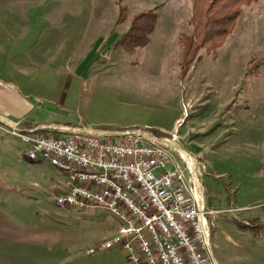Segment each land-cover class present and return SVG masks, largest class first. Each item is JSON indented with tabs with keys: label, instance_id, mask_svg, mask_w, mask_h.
<instances>
[{
	"label": "rangeland",
	"instance_id": "1",
	"mask_svg": "<svg viewBox=\"0 0 264 264\" xmlns=\"http://www.w3.org/2000/svg\"><path fill=\"white\" fill-rule=\"evenodd\" d=\"M192 6L193 0H0L9 31L23 35L0 43L5 50L21 43L17 50L34 61L25 81L36 120L142 128L201 159L206 203L223 210L211 234L215 259L264 264V0L241 5L223 44L213 53L200 48L182 73L178 38L193 32ZM143 11L155 12V28L144 48L128 53L120 41ZM17 141L14 157L0 156V168L36 200L15 210H25L24 224L33 229L61 235L53 248L10 246L8 264H131L120 247L86 254L119 220L101 206L57 207L59 171L29 160L28 146ZM171 154L179 160L176 150Z\"/></svg>",
	"mask_w": 264,
	"mask_h": 264
},
{
	"label": "built area",
	"instance_id": "2",
	"mask_svg": "<svg viewBox=\"0 0 264 264\" xmlns=\"http://www.w3.org/2000/svg\"><path fill=\"white\" fill-rule=\"evenodd\" d=\"M0 129L28 146L29 160L59 171L60 188L52 198L57 207L101 206L119 220L113 234L86 254L120 247L131 264H219L211 234L223 210L206 203L201 159L175 147L174 139L142 128L115 131L85 124L4 121Z\"/></svg>",
	"mask_w": 264,
	"mask_h": 264
},
{
	"label": "crops",
	"instance_id": "3",
	"mask_svg": "<svg viewBox=\"0 0 264 264\" xmlns=\"http://www.w3.org/2000/svg\"><path fill=\"white\" fill-rule=\"evenodd\" d=\"M5 20L6 16L3 15L2 12L0 14V38L6 41L4 39L5 37L17 38L14 36L22 35L12 34V32L9 31V26L4 23ZM20 47L21 43H16L12 44L11 50H5L0 43V119L3 120H0V122H21L27 125L38 126H72L82 124L81 122L58 121L54 118L39 121L33 117L36 107L29 101L33 93L32 90L28 91L30 87L27 86L28 82L25 81V79L31 77L28 73L33 67L30 66L29 63L34 61L30 57V61L24 57L27 54L25 51L17 50ZM179 119L180 118H177L174 121V130H176L180 123ZM120 130L123 129L115 131ZM157 130L163 133H170V131L163 129ZM183 137L184 136H181L180 139ZM17 140L19 139L12 135L10 136L0 129V156L3 154L4 156H11L10 158L14 157L9 154H13V151H15L14 148H16V144L18 145L19 143ZM6 170L7 169L4 167L0 168V174H3L2 176L6 183L4 185L2 181H0V264L9 263V261H7L9 259L5 257V254L8 249H11L9 248L10 246H13L14 249H11L13 252L17 246L22 245L53 248L56 246L57 239H59L58 235H61V233H56V231L53 230H35L31 225L24 224V221L26 223V220H24L25 210H15L16 206L27 208L29 207L27 205L32 204L36 199L20 191L21 188L18 187L13 177H10L11 173H7ZM58 183H61L60 174ZM33 185L36 186L37 183L33 182ZM58 190L59 187L56 189V192ZM54 194L55 192L53 195ZM67 250L68 248L64 247V251L66 252Z\"/></svg>",
	"mask_w": 264,
	"mask_h": 264
},
{
	"label": "trees",
	"instance_id": "4",
	"mask_svg": "<svg viewBox=\"0 0 264 264\" xmlns=\"http://www.w3.org/2000/svg\"><path fill=\"white\" fill-rule=\"evenodd\" d=\"M255 0H193L191 16L188 24L192 25L191 35L182 33L178 38L181 49V72L185 73L194 61L200 48L213 53L232 32L241 5ZM154 11L141 12L131 21L128 32L123 36L120 45L128 53H134L145 47L149 36L155 28ZM125 19V14L117 22Z\"/></svg>",
	"mask_w": 264,
	"mask_h": 264
}]
</instances>
